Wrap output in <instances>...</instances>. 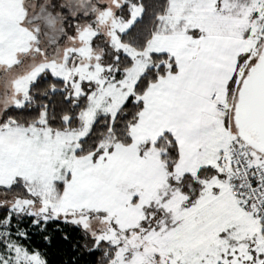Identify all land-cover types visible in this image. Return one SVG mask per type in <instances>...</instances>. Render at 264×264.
<instances>
[{"label": "snow or ice", "instance_id": "1", "mask_svg": "<svg viewBox=\"0 0 264 264\" xmlns=\"http://www.w3.org/2000/svg\"><path fill=\"white\" fill-rule=\"evenodd\" d=\"M0 264H264V0H0Z\"/></svg>", "mask_w": 264, "mask_h": 264}]
</instances>
